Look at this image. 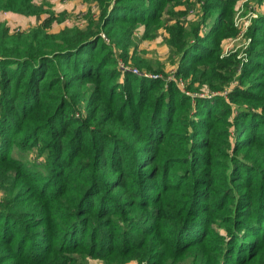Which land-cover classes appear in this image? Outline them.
I'll use <instances>...</instances> for the list:
<instances>
[{"label": "rangeland", "instance_id": "obj_1", "mask_svg": "<svg viewBox=\"0 0 264 264\" xmlns=\"http://www.w3.org/2000/svg\"><path fill=\"white\" fill-rule=\"evenodd\" d=\"M120 4L106 19L93 0H0L1 66L12 69L5 56L50 50L66 35L87 36L83 52L102 42L94 52L101 68L79 90H46L36 109L27 95V117L0 109V209L16 206L21 220L0 232V264H55V251L62 264H264V202L241 189L255 182L264 197V0ZM135 76L138 100L117 88H136ZM11 91L0 87V99ZM64 99L75 119L93 114L94 125L105 121L114 136L142 145L149 135L138 126L172 131L164 149L173 161L160 164L154 181L143 179L141 204L122 215L103 211L109 220L83 210L94 192L91 159L53 153L42 130L46 112ZM197 100L204 109H194ZM206 129L208 158L188 155ZM190 171L211 180L192 189Z\"/></svg>", "mask_w": 264, "mask_h": 264}, {"label": "trees", "instance_id": "obj_2", "mask_svg": "<svg viewBox=\"0 0 264 264\" xmlns=\"http://www.w3.org/2000/svg\"><path fill=\"white\" fill-rule=\"evenodd\" d=\"M93 1L98 3L103 9H106V19L110 16L109 14L120 11L119 7L122 5L120 0ZM68 37L70 36L66 35L63 40L54 39L50 50L40 47L36 53L28 49L16 54L15 57H12L14 55L5 56L14 59V66L11 69L5 65L1 66L0 62V87L2 90H12L0 99V109L3 113L9 108L10 111L14 110L15 113H18L20 117H27L29 114L26 111V106H24L27 102L25 100L28 99L27 95H31L34 98V102H36L33 106L34 109L42 107L40 100L44 91L79 90L83 82L100 70L101 63L95 61L94 52L96 49H102L101 40L98 44H92L83 52V46L91 40L87 36L74 39H69ZM89 45H91V42H89ZM66 72L68 73L67 75ZM127 75L128 73L125 77ZM137 76L132 80L137 84L136 88L132 87L129 89L125 83L117 86L120 92H125V94L129 95V99L138 100L143 97L141 79ZM14 90H16V94ZM17 91H21L20 95L23 94V96H19ZM61 98L63 96L60 95L59 99L61 100ZM196 102L194 106L196 111H199V107L204 109L203 100H197ZM62 104L63 106L61 107V105L56 103L53 106V111L46 112L42 130L44 131L45 143L53 148V153H60L59 156L73 155L74 157L76 153L82 151L87 153L91 159L87 169L88 179L92 182L91 186L94 192L88 193L84 201L81 202L83 210H86L94 218L102 217L109 220L103 211L106 212L108 210L109 213L119 212L122 215L130 207L141 204L145 195L141 191V189L145 188L141 183L143 179L154 181L161 171L159 168L160 164L173 161L164 149L167 143H171L172 131L170 129L164 130L163 133L156 135L154 129L150 126H138L136 128H138L140 133L142 132L141 136L149 135L146 138V143L142 145L139 140L140 137L137 138V136L131 140L114 136L111 126L105 124V121L94 125L92 123L93 114L91 117L82 120L75 119L73 116V104L65 99L62 100ZM130 106L132 105L130 104ZM126 110L129 113L131 111L130 108H126ZM158 110H160V107ZM204 113L207 114L208 112L204 111ZM109 119L115 121L116 115L112 114L106 120L108 121ZM9 126L14 127L11 124ZM3 129L6 130L8 128L4 126ZM204 133L206 134L194 146L191 143L188 148V155H200L202 159L208 158L211 132L206 129ZM244 133L242 132V135ZM178 137L181 139L180 136ZM241 137L237 139L240 140ZM197 149H201L200 152H197L199 151ZM94 163H97V166H92ZM97 167L100 174L95 172ZM190 172L189 178L192 180L189 182V186L192 189L198 185L200 180L208 182L212 177L208 178L205 176L206 174L201 173V177L197 178L192 171ZM108 174H111V177L106 178L107 182H102ZM238 182H236V185ZM241 189L248 191L245 193L250 196V199H252V195H256L254 199L256 202H264L263 187L257 186L255 182L250 183L248 186L243 185ZM257 190L259 192L256 193ZM197 196L198 194L193 192L190 200L199 202ZM248 208V211L251 212V206H248ZM17 209L16 206L11 208L4 206L3 209H0V232L9 233L20 225L21 220H16L20 219L16 215ZM19 229L16 228V230ZM20 243H22V239ZM53 255V263L62 264V262L56 261L57 258L62 260L59 251H55Z\"/></svg>", "mask_w": 264, "mask_h": 264}]
</instances>
